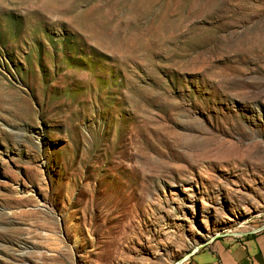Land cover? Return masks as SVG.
<instances>
[{
	"label": "rangeland",
	"instance_id": "1",
	"mask_svg": "<svg viewBox=\"0 0 264 264\" xmlns=\"http://www.w3.org/2000/svg\"><path fill=\"white\" fill-rule=\"evenodd\" d=\"M263 225L264 0H0V264Z\"/></svg>",
	"mask_w": 264,
	"mask_h": 264
},
{
	"label": "crops",
	"instance_id": "2",
	"mask_svg": "<svg viewBox=\"0 0 264 264\" xmlns=\"http://www.w3.org/2000/svg\"><path fill=\"white\" fill-rule=\"evenodd\" d=\"M185 264H264V225L205 242Z\"/></svg>",
	"mask_w": 264,
	"mask_h": 264
},
{
	"label": "water",
	"instance_id": "3",
	"mask_svg": "<svg viewBox=\"0 0 264 264\" xmlns=\"http://www.w3.org/2000/svg\"><path fill=\"white\" fill-rule=\"evenodd\" d=\"M217 236H214V237H212L211 239H209L207 242H209V241H211V240H213V239H215ZM199 248V247H198ZM197 250V249H196ZM191 254H189L187 257H189Z\"/></svg>",
	"mask_w": 264,
	"mask_h": 264
},
{
	"label": "bare ground",
	"instance_id": "4",
	"mask_svg": "<svg viewBox=\"0 0 264 264\" xmlns=\"http://www.w3.org/2000/svg\"><path fill=\"white\" fill-rule=\"evenodd\" d=\"M239 223V222H238ZM207 239H210V237H208ZM208 241V240H207ZM193 250L197 249L198 247L196 245H193Z\"/></svg>",
	"mask_w": 264,
	"mask_h": 264
}]
</instances>
